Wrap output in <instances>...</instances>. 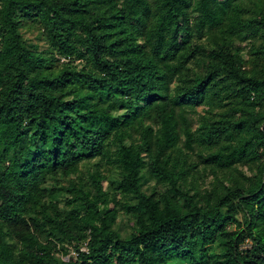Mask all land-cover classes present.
I'll return each instance as SVG.
<instances>
[{"label": "trees", "instance_id": "1", "mask_svg": "<svg viewBox=\"0 0 264 264\" xmlns=\"http://www.w3.org/2000/svg\"><path fill=\"white\" fill-rule=\"evenodd\" d=\"M0 264H264V0H0Z\"/></svg>", "mask_w": 264, "mask_h": 264}, {"label": "rangeland", "instance_id": "2", "mask_svg": "<svg viewBox=\"0 0 264 264\" xmlns=\"http://www.w3.org/2000/svg\"><path fill=\"white\" fill-rule=\"evenodd\" d=\"M25 36L30 41L31 44H34V45L40 44V46H41L42 49L45 48V44L43 42H40L39 41V38H38L37 33L31 32V31L30 32L27 31L25 33ZM154 184H155V182H151L150 185H154ZM118 223L120 225L122 224V227H123V229H124L125 232H129L130 231V229L128 227L129 223L127 222V219L126 218H124V219H121L120 218L118 220Z\"/></svg>", "mask_w": 264, "mask_h": 264}, {"label": "built area", "instance_id": "3", "mask_svg": "<svg viewBox=\"0 0 264 264\" xmlns=\"http://www.w3.org/2000/svg\"><path fill=\"white\" fill-rule=\"evenodd\" d=\"M86 250V248H83V251H85Z\"/></svg>", "mask_w": 264, "mask_h": 264}]
</instances>
